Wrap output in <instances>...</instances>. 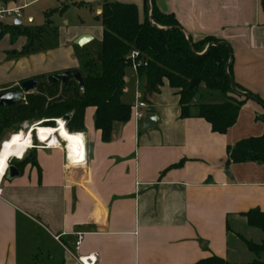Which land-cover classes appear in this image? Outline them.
<instances>
[{
    "label": "crops",
    "instance_id": "0c3cea01",
    "mask_svg": "<svg viewBox=\"0 0 264 264\" xmlns=\"http://www.w3.org/2000/svg\"><path fill=\"white\" fill-rule=\"evenodd\" d=\"M38 1L23 3L20 12ZM102 1L55 0L44 14L47 26L68 4H89L99 15ZM108 1L133 4L139 20L145 17L147 0ZM153 2L160 12L173 14L193 40L211 36L228 45L233 82L264 102L262 0ZM19 7L0 1V11ZM50 11L55 12L47 17ZM15 21L21 25L16 17L1 23ZM26 22L31 25L34 18L27 15ZM82 34L91 31L81 28L53 48L42 47L40 38L33 51L20 55L27 39L0 33V92L35 76L76 70L69 56L73 40ZM131 71L125 74L123 93L126 84L135 83L133 100H120L131 108L145 103L143 117L154 114L158 119L153 129L141 133L143 117H132L115 124L111 141L102 143L93 126L95 110L87 108L79 133L83 158L59 141L60 146L39 143L44 146L9 159L8 165L34 155L37 166L25 164L18 178L7 180L5 172L0 179V264H76L75 256L89 254L96 255L98 264H197L211 257L227 264L252 262L254 256L239 237L245 239L243 232L255 229L241 215L264 212V164L226 161L229 147L262 135L263 109L247 102L235 124L217 134L201 118L180 117L179 97L165 80L157 93L148 94L144 81L138 84L141 80ZM200 94L218 100L205 90ZM6 133L0 136V148L12 135ZM77 234L83 238L75 251ZM262 240L257 236L253 243Z\"/></svg>",
    "mask_w": 264,
    "mask_h": 264
},
{
    "label": "trees",
    "instance_id": "16d2710c",
    "mask_svg": "<svg viewBox=\"0 0 264 264\" xmlns=\"http://www.w3.org/2000/svg\"><path fill=\"white\" fill-rule=\"evenodd\" d=\"M153 1L150 0L152 24L148 19L147 7L145 17L140 21L135 5L103 0L99 4L101 13L98 15L102 28L100 51L96 56L99 73L95 76L89 73L82 76L83 95H79L73 81L61 92L58 84L46 82L48 75L35 76L33 78L37 80L38 86L34 93L27 95L15 107L0 108V136L3 132L19 134V126L31 121H42L40 126L54 128L56 120L66 114H71V118L64 125L65 130L69 134H79L84 131L85 110L94 108V129L100 132L102 143H109L114 125L125 124L132 118L131 106L120 100L125 88L126 71L131 69L127 57L132 51H137L140 54L138 60L146 63L135 71L136 78L144 81L145 93H157L165 80L179 97L181 118H201L212 132L225 134L235 124L240 109L247 102H252L249 97L234 93L230 87L228 76L232 81L233 77L229 46L215 45L221 41L211 36L199 40L186 36L175 16L160 12ZM82 5L89 7V4H75L78 7ZM261 5L264 9V0ZM54 12L50 11L46 16ZM44 32L41 29L32 32L27 28L20 30L14 24L5 25L0 22L1 34L27 39L28 44L20 55L33 51L32 48L40 42ZM209 44L214 45L206 50ZM193 78L199 80V86L188 88ZM233 83L237 91L264 104L257 95ZM201 88L210 95H216L218 100H212V96L206 99L199 92ZM260 120L264 125V109ZM244 163L264 164V130L262 135L241 140L227 149V165ZM10 164L19 172L25 164L37 166L34 155H25L20 161L12 159ZM241 218L247 227L258 230L264 236V212L250 210L242 214ZM239 238L254 256L250 264H264V239L260 244H255ZM197 264L227 263L211 257Z\"/></svg>",
    "mask_w": 264,
    "mask_h": 264
},
{
    "label": "rangeland",
    "instance_id": "374dc122",
    "mask_svg": "<svg viewBox=\"0 0 264 264\" xmlns=\"http://www.w3.org/2000/svg\"><path fill=\"white\" fill-rule=\"evenodd\" d=\"M30 0H24L23 2L15 0V6L19 7L23 3H28ZM63 4L66 2L69 3V0H60ZM74 1V0H73ZM2 2V1H1ZM55 4V0H40L34 4L29 5L27 8L23 9L20 12V17L17 18L21 25H19V29L22 30L24 28L29 29L31 32L35 30H45L46 33L41 35V46L46 48H53L58 46L60 39H67L71 34L75 33L77 30L81 28H87L91 31L89 34L92 39L86 43L84 46L79 47L76 45H72L71 55L69 56V60L73 61L76 66V70L82 75L90 74L95 76L99 73V66L96 62V56L100 51V32H101V24L98 19V15L93 10H90L88 6H73L68 4L65 6L61 12L57 13V15L53 16L49 19L52 20V24L50 27L47 26L46 17L44 16L45 12H48ZM31 15L34 18L33 24H27L26 16ZM15 18V15L12 17H7L3 20V23H11L12 19ZM36 48V47H35ZM133 73L130 70L126 71L127 76ZM131 78V76H130ZM137 80V79H136ZM130 83V84H129ZM126 84L125 92L122 94L124 102H132L133 100V88L136 86L132 81ZM138 84H142V81H138ZM203 89L199 90L200 93H203ZM61 120V119H59ZM42 121H31L22 123L19 126V134H24L35 127L37 124ZM40 126V125H37ZM57 126L55 122V127ZM42 127V126H41ZM18 131V132H19ZM10 132L6 133V137H8ZM14 134V133H12ZM32 145L31 147L38 146L39 142L36 140V136L31 133ZM40 145V144H39ZM61 145V144H60ZM59 145V146H60ZM44 146V145H40ZM251 234L247 232H243V236L247 240H251L255 242L257 240V236H260L261 239H264V236L257 230H249ZM258 243V242H257ZM260 244V243H259Z\"/></svg>",
    "mask_w": 264,
    "mask_h": 264
},
{
    "label": "water",
    "instance_id": "95a60500",
    "mask_svg": "<svg viewBox=\"0 0 264 264\" xmlns=\"http://www.w3.org/2000/svg\"><path fill=\"white\" fill-rule=\"evenodd\" d=\"M147 8L149 10V16L148 19L150 21V23H152V17H151V6H150V0H147ZM101 11H98V14H100ZM15 25H19L18 21L14 22ZM153 24V23H152ZM187 36V35H186ZM92 39V37L88 34H82L80 36H78L76 39L73 40V45L82 47L84 46L86 43H88L90 40ZM214 44H209L206 48V50H208L211 46H213ZM215 45H225V43L220 42L218 44ZM231 59V57H230ZM227 68V65H226ZM229 83H230V87L232 89V91L240 96H247L249 97V99H251V101L253 103H255L256 105L260 106L262 109H264V104H262L261 102H259L258 100L254 99L253 97H251L248 94L245 93H241L239 91L236 90L235 85L233 83V81L229 78ZM75 82L76 86H77V91L79 93L80 96L83 95V80H82V75L77 71V70H67V71H63L57 74H53L47 77L46 82L48 84H58L60 86V90L61 92H63L67 85L69 84V82ZM38 86V82L36 79L31 78V79H27L22 81L21 83H19L16 87V90H6V91H1L0 92V108H12L17 106L21 101H23L25 99V97L29 94H32L36 91ZM199 86V80L197 78H193L189 81L188 84V88H197ZM71 118V114H66L61 118V121L64 123V125L70 120ZM157 116H155L154 114H145L142 121H141V129L140 132L143 133L147 130H151L154 128L155 123L157 122ZM41 123H39L38 125H40ZM3 144H1L2 147ZM20 176V173L18 171V169L14 166V165H8L7 170H6V179L7 180H13L15 178H18Z\"/></svg>",
    "mask_w": 264,
    "mask_h": 264
},
{
    "label": "bare ground",
    "instance_id": "6f19581e",
    "mask_svg": "<svg viewBox=\"0 0 264 264\" xmlns=\"http://www.w3.org/2000/svg\"><path fill=\"white\" fill-rule=\"evenodd\" d=\"M54 128L35 126L24 134H12L10 139L3 141L0 148V179L7 169L8 161L11 158L20 159L25 151L32 145L31 133L34 132L39 143L57 147L61 141L69 153L84 157L83 140L81 134H69L66 132L64 123L57 120Z\"/></svg>",
    "mask_w": 264,
    "mask_h": 264
},
{
    "label": "built area",
    "instance_id": "2783aa9c",
    "mask_svg": "<svg viewBox=\"0 0 264 264\" xmlns=\"http://www.w3.org/2000/svg\"><path fill=\"white\" fill-rule=\"evenodd\" d=\"M25 7L24 5L19 8H13V9H5L0 11V22H2L7 17H12V15H15L16 18L20 17V10ZM140 57V54L137 51H132L128 57L127 60L131 63V69L133 71H136V69L142 65L145 66L146 63H141L138 59ZM24 101V100H23ZM145 108V103L138 102L136 106L131 108L132 117L135 121L141 120L143 117L141 109ZM46 146V145H45ZM59 146V145H58ZM1 194V189H0ZM82 235L77 234L76 241H75V251H78L82 242ZM76 264H98L97 263V257L95 254H89L86 256H75Z\"/></svg>",
    "mask_w": 264,
    "mask_h": 264
}]
</instances>
